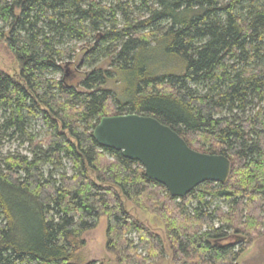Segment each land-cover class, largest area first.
Returning a JSON list of instances; mask_svg holds the SVG:
<instances>
[{
  "label": "trees",
  "instance_id": "trees-1",
  "mask_svg": "<svg viewBox=\"0 0 264 264\" xmlns=\"http://www.w3.org/2000/svg\"><path fill=\"white\" fill-rule=\"evenodd\" d=\"M0 23L18 63L16 74L0 70V132L32 144L33 121L45 131L30 157L0 159V264H81V236L101 217L118 264H236L247 237L264 236V0H0ZM72 41L92 69L83 91L53 77L74 60ZM152 51L178 68L157 74ZM105 59L126 99L103 89L114 77L95 69ZM127 114L227 157L226 183L170 197L140 163L93 139L100 118ZM124 201L154 210L165 240Z\"/></svg>",
  "mask_w": 264,
  "mask_h": 264
},
{
  "label": "water",
  "instance_id": "water-1",
  "mask_svg": "<svg viewBox=\"0 0 264 264\" xmlns=\"http://www.w3.org/2000/svg\"><path fill=\"white\" fill-rule=\"evenodd\" d=\"M92 137L98 146L140 163L144 175L162 185L172 198H184L206 182L224 184L231 171L227 157L191 149L174 130L153 117H102Z\"/></svg>",
  "mask_w": 264,
  "mask_h": 264
},
{
  "label": "rangeland",
  "instance_id": "rangeland-1",
  "mask_svg": "<svg viewBox=\"0 0 264 264\" xmlns=\"http://www.w3.org/2000/svg\"><path fill=\"white\" fill-rule=\"evenodd\" d=\"M120 16H118V21L121 23ZM4 25L0 23V29ZM66 48L75 49L76 53L74 60L65 61L62 65L67 64L66 68L59 74H55L53 77L57 80L65 78L69 83L76 86L77 90L83 91L79 84L85 79V77L91 72L92 69H88L81 63V57L83 51L87 48L85 44L67 42ZM153 57L152 66L157 74H167L170 71L176 70L178 68L176 62L166 59L165 55L162 53L154 54L151 52ZM97 70L112 71L114 77L112 80H108L103 86V89L110 90L115 93L120 99H126L127 95L124 94L125 85L121 82V75L115 71L112 67V63L109 59L102 60L96 65ZM0 70L8 74H16L18 72V63L14 55L8 49L4 40H0ZM189 87L196 89L195 86L190 85ZM201 90V87H198ZM33 128L31 129L32 135L35 139L31 143L22 142L21 138L17 135L10 136L8 134L4 135L0 132V159L3 157L13 154V155H23L31 156V151L33 149L32 145L37 143L45 134L42 127L41 121L39 119L33 121ZM10 133V132H8ZM199 152V151H198ZM111 160V158H107ZM65 169L70 173V164L67 161H63ZM126 211L141 222L144 226L149 228L152 232L159 235L163 241L165 240V228L163 221L158 216L154 210L142 211L135 206H133L129 201H124ZM214 205L218 206L221 211H228V204L220 201L215 202ZM106 217H101L97 227L93 230L85 232L81 239L84 241L85 245L81 248L75 255V261L81 264L95 263V264H118L115 256L106 251ZM132 239L137 242V238L131 235ZM235 241L231 238L226 243L233 244ZM243 252L239 255L236 264H264V236L247 237V242L243 246ZM142 251L141 248L139 249ZM156 264H173L172 258L166 256L164 260L158 261Z\"/></svg>",
  "mask_w": 264,
  "mask_h": 264
}]
</instances>
